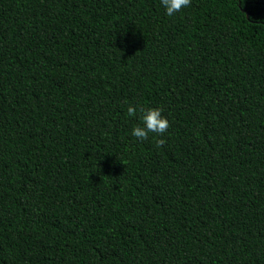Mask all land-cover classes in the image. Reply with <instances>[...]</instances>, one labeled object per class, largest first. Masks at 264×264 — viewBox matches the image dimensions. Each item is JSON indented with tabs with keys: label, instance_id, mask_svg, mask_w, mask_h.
<instances>
[{
	"label": "trees",
	"instance_id": "1",
	"mask_svg": "<svg viewBox=\"0 0 264 264\" xmlns=\"http://www.w3.org/2000/svg\"><path fill=\"white\" fill-rule=\"evenodd\" d=\"M0 264H264V0H0Z\"/></svg>",
	"mask_w": 264,
	"mask_h": 264
},
{
	"label": "clouds",
	"instance_id": "2",
	"mask_svg": "<svg viewBox=\"0 0 264 264\" xmlns=\"http://www.w3.org/2000/svg\"><path fill=\"white\" fill-rule=\"evenodd\" d=\"M161 6L165 9L167 16H174L182 9L191 5V0H160ZM127 114L129 117H135L137 115V108L129 104L127 108ZM170 127L169 121L162 115V110L159 108H148L142 110L141 123L136 125L131 135L138 141H146L149 139V134L153 133L157 137H163ZM156 146L163 147L166 143L165 139H156Z\"/></svg>",
	"mask_w": 264,
	"mask_h": 264
}]
</instances>
